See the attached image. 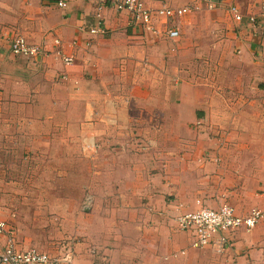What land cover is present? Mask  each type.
Here are the masks:
<instances>
[{
	"label": "crops",
	"instance_id": "obj_1",
	"mask_svg": "<svg viewBox=\"0 0 264 264\" xmlns=\"http://www.w3.org/2000/svg\"><path fill=\"white\" fill-rule=\"evenodd\" d=\"M66 1L60 6L58 0H0V115L12 116V123L0 122V139H26L27 158L36 163L26 186L0 183V202L5 190L16 189L45 194L44 208L63 211L90 190L96 199L93 226L105 230L98 240L115 246L108 252L115 264H264L257 262L264 259V220L251 233L237 232L224 256L194 247L191 234L178 229L179 201L185 211L196 209L200 199L212 207L228 203L247 215L264 206V189L256 179L248 183L240 148L260 141L238 138L230 130L235 112L228 116L212 95L181 80L185 59L179 55L186 46L181 50V35L166 34L171 26L192 39H207L210 28H182L176 21L198 9H225L236 44L261 58L263 67L264 0H219L216 9L201 0L167 26L159 19L160 34L134 25L129 12L104 0ZM142 1L151 8L168 5ZM230 5L238 6L242 21H235ZM97 23L103 34L90 33ZM18 34L47 53L14 55L11 43ZM56 38L73 63L58 57ZM57 194L53 205L51 195ZM102 202L107 217L99 213ZM20 223L13 226L18 246L31 237ZM6 241L0 237V252Z\"/></svg>",
	"mask_w": 264,
	"mask_h": 264
},
{
	"label": "rangeland",
	"instance_id": "obj_2",
	"mask_svg": "<svg viewBox=\"0 0 264 264\" xmlns=\"http://www.w3.org/2000/svg\"><path fill=\"white\" fill-rule=\"evenodd\" d=\"M200 1L154 0L151 4L158 6L161 2L171 6H189L194 10ZM224 10L198 9L176 21L182 28L190 25V28L204 26L211 29L207 39H203V34H198V40L192 39L190 34H185L183 29H180L181 50L186 46L179 55L180 58L185 59V64L181 67L184 69L181 80L193 84L194 86L191 87L193 89L197 88L212 95L216 107L223 112H228V116L230 111L235 112L236 118L234 115V119L230 118V121H233L230 130L234 128L238 138H256L260 141L258 145L247 144L240 147L243 148L242 162L245 171L248 172V183L256 179L254 184L259 186L260 190L264 189V78H261V70L264 71V66L261 67L263 63L260 61L261 58H255L257 55L252 57L249 51H241L236 44V38L231 33L233 30L227 28L232 21ZM193 12L199 17L192 19ZM193 47H197L195 52ZM262 52L260 50V53ZM226 117L227 115L224 114V118ZM11 118L10 114H1L0 122L12 123ZM230 130L229 133L232 134L233 130ZM26 143V139L12 140L11 137L0 139V152L3 147L7 148L6 150L10 149V152L0 156L2 159L0 160V183L7 185L11 182L12 188L14 185L20 186V181H23L25 186L29 183L28 171L32 170L36 163L27 158ZM252 167L255 168V172L251 174ZM5 191L8 194L5 200L0 202V213L3 210L5 214L0 218L7 220L15 228L21 222L19 226L28 229L31 234L30 238L19 243L20 248L32 247L46 252L60 258L59 264H115L109 259L108 254L115 246L105 239L98 240L100 233L104 234L105 230L93 226L96 199L95 194L90 190L83 193L79 201L72 202L63 211L59 206L44 208L45 194L18 193L16 189ZM88 195L92 196V203L86 207ZM60 196L51 195V204L54 205L55 201L60 200ZM177 204L175 208L180 211ZM99 206L101 207L99 213L107 217L108 214L105 213L107 209H103L107 207V203H99ZM82 251L86 253L83 254ZM258 261L264 262V259Z\"/></svg>",
	"mask_w": 264,
	"mask_h": 264
},
{
	"label": "built area",
	"instance_id": "obj_3",
	"mask_svg": "<svg viewBox=\"0 0 264 264\" xmlns=\"http://www.w3.org/2000/svg\"><path fill=\"white\" fill-rule=\"evenodd\" d=\"M112 4L119 11L129 12L132 23L141 26L146 31L160 34L159 19L164 20L163 24L167 26V21L175 17H183L193 8L189 6L172 7L164 5L158 8H151L142 0H104ZM208 9H216L220 6L219 0H204ZM58 5L66 6V0H58ZM229 12L233 15L235 21L243 20L244 14L236 5L229 6ZM260 17L264 19V2L261 5ZM100 15V14H99ZM257 16L251 17V21H256ZM105 28L97 23L90 27V33L103 34ZM259 27L257 34L259 33ZM166 34L172 38L180 35V30L174 27H167ZM55 44L58 45L56 54L61 57L65 64L73 63L74 56L67 55L60 46V39L56 38ZM11 52L14 55H24L30 57L44 56L47 50L44 46L29 43L24 36L18 34L11 43ZM92 203V196L86 198V207ZM177 204V203H176ZM196 209L185 211V203L179 201L177 208L183 209L174 219L178 229L191 234L194 247L212 248L219 255H227L235 245L234 235L237 232L251 233L254 228L264 220V206L254 207L249 210L247 215H241L235 212V208L228 203H223L219 207H212L204 200H197ZM6 237L7 241L4 249L0 252V264H59L61 259L53 257L46 252L35 248H20L17 244L14 228L5 219H0V237ZM227 264V263H225Z\"/></svg>",
	"mask_w": 264,
	"mask_h": 264
}]
</instances>
